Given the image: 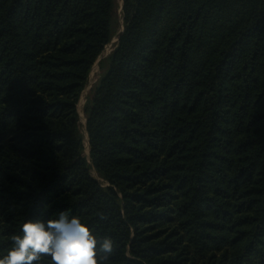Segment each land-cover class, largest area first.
<instances>
[{
  "label": "trees",
  "instance_id": "1",
  "mask_svg": "<svg viewBox=\"0 0 264 264\" xmlns=\"http://www.w3.org/2000/svg\"><path fill=\"white\" fill-rule=\"evenodd\" d=\"M115 6L0 0V258L67 211L108 264H264V0H122L86 156Z\"/></svg>",
  "mask_w": 264,
  "mask_h": 264
},
{
  "label": "clouds",
  "instance_id": "2",
  "mask_svg": "<svg viewBox=\"0 0 264 264\" xmlns=\"http://www.w3.org/2000/svg\"><path fill=\"white\" fill-rule=\"evenodd\" d=\"M100 220H106L104 213ZM12 246L0 264H108L114 252L113 240L101 242L90 227L67 211L46 223L27 220L21 234L12 236Z\"/></svg>",
  "mask_w": 264,
  "mask_h": 264
},
{
  "label": "rangeland",
  "instance_id": "3",
  "mask_svg": "<svg viewBox=\"0 0 264 264\" xmlns=\"http://www.w3.org/2000/svg\"><path fill=\"white\" fill-rule=\"evenodd\" d=\"M121 7H122V0H116V6H115L116 22H115L114 35L112 39L110 40V42L104 47L102 53L100 54L96 62L93 64L91 71H90L89 79L86 83L84 90L82 91L81 97L78 102V109H79V114H80V130L82 131L83 136H84L83 153L86 156H88V149H87L88 147H87V141H86V132L84 128V121H85L84 105H85V101L87 97L90 95L93 85L95 84V82L99 78L100 73L102 72V70L99 67L98 61L101 58L106 57L109 54V52L112 50L114 46L113 44L116 42L118 32L122 29ZM90 172L97 180H99L100 182H104L103 179L99 176V174L95 171L93 167H91Z\"/></svg>",
  "mask_w": 264,
  "mask_h": 264
},
{
  "label": "water",
  "instance_id": "4",
  "mask_svg": "<svg viewBox=\"0 0 264 264\" xmlns=\"http://www.w3.org/2000/svg\"><path fill=\"white\" fill-rule=\"evenodd\" d=\"M121 31H122V29L119 31V33H121ZM119 35V34H118ZM118 39V37L116 38V40ZM86 124V119H85V121H84V125ZM86 137H87V134H86ZM88 150H89V148H88Z\"/></svg>",
  "mask_w": 264,
  "mask_h": 264
},
{
  "label": "bare ground",
  "instance_id": "5",
  "mask_svg": "<svg viewBox=\"0 0 264 264\" xmlns=\"http://www.w3.org/2000/svg\"><path fill=\"white\" fill-rule=\"evenodd\" d=\"M86 141H87V137H86ZM85 145H86V143H85ZM87 147H88V145H87ZM88 149V148H87Z\"/></svg>",
  "mask_w": 264,
  "mask_h": 264
}]
</instances>
